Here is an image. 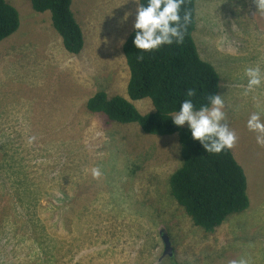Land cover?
I'll use <instances>...</instances> for the list:
<instances>
[{"label": "rangeland", "instance_id": "374dc122", "mask_svg": "<svg viewBox=\"0 0 264 264\" xmlns=\"http://www.w3.org/2000/svg\"><path fill=\"white\" fill-rule=\"evenodd\" d=\"M7 1L20 26L0 43V264H264V146L246 127L252 112L264 119V84L243 89L246 67L264 72V13L254 0L196 1L194 40L217 71L250 198L214 233L171 194L183 164L177 134L149 135L86 108L100 90L128 98L123 48L134 0H72L84 37L78 55L65 49L50 12ZM134 104L154 109L149 98ZM160 230L173 247L162 260Z\"/></svg>", "mask_w": 264, "mask_h": 264}, {"label": "trees", "instance_id": "16d2710c", "mask_svg": "<svg viewBox=\"0 0 264 264\" xmlns=\"http://www.w3.org/2000/svg\"><path fill=\"white\" fill-rule=\"evenodd\" d=\"M30 1L36 12L51 13L52 24L65 49L80 54L84 37L71 8L72 0ZM196 1L183 0L181 5V15L187 11L190 22L180 44L163 45L145 52L134 47L133 29L123 48L130 70L128 98L108 96L100 90L89 98L86 108L92 114L105 117L107 122L137 123L150 135L177 134L183 164L170 177L171 194L196 226L214 233L228 216L247 210L250 198L245 170L231 149L218 154L207 153L199 141L191 138L187 125L177 127L172 123V114L183 100L189 99L186 96L188 89H195V95L190 99L196 108L207 105L209 97L218 91L217 71L211 62L201 57L194 40ZM19 26L18 9L7 0H0V43L13 35ZM142 98L152 101V112L143 114L135 106L134 101Z\"/></svg>", "mask_w": 264, "mask_h": 264}, {"label": "clouds", "instance_id": "9594fccd", "mask_svg": "<svg viewBox=\"0 0 264 264\" xmlns=\"http://www.w3.org/2000/svg\"><path fill=\"white\" fill-rule=\"evenodd\" d=\"M134 3L136 14L133 22V45L136 49L148 52L163 45L182 43L186 26L190 22V14L187 11L181 15L183 0H145L143 3L134 0ZM254 3L257 11L264 13V0H254ZM243 75L247 81L243 85L245 95L264 84V72L258 65L246 67ZM194 95L195 89L186 91L189 99L183 100L179 109L172 114V123L177 127L187 124L191 138L199 141L207 153L218 154L232 148L237 136L235 131L223 122L225 113L221 95H211L208 104L199 108H196L190 99ZM246 127L256 133V143L264 146V119L260 111L249 115ZM92 175L99 176V170L93 168ZM229 264H248V261L239 258L231 260Z\"/></svg>", "mask_w": 264, "mask_h": 264}, {"label": "water", "instance_id": "95a60500", "mask_svg": "<svg viewBox=\"0 0 264 264\" xmlns=\"http://www.w3.org/2000/svg\"><path fill=\"white\" fill-rule=\"evenodd\" d=\"M160 233L162 235V239H163V242H164V245H165L163 254L159 258V260H162L166 256H172L173 255V247H172V243H171V240L169 238L168 233L164 232L163 230H160Z\"/></svg>", "mask_w": 264, "mask_h": 264}, {"label": "bare ground", "instance_id": "6f19581e", "mask_svg": "<svg viewBox=\"0 0 264 264\" xmlns=\"http://www.w3.org/2000/svg\"><path fill=\"white\" fill-rule=\"evenodd\" d=\"M210 49V48H209ZM249 113V112H248ZM76 147V146H75ZM54 153V152H53ZM71 155V154H70ZM173 181V180H172ZM185 182V181H184ZM186 183V182H185ZM182 186V185H181ZM177 188V187H176ZM171 209V208H170ZM168 214V213H167ZM55 217V216H54ZM177 217V216H176ZM52 218V217H51ZM246 239V238H245Z\"/></svg>", "mask_w": 264, "mask_h": 264}]
</instances>
